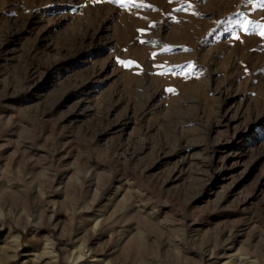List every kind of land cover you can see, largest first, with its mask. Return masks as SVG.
<instances>
[{
  "label": "rangeland",
  "instance_id": "obj_1",
  "mask_svg": "<svg viewBox=\"0 0 264 264\" xmlns=\"http://www.w3.org/2000/svg\"><path fill=\"white\" fill-rule=\"evenodd\" d=\"M0 264H264V0H0Z\"/></svg>",
  "mask_w": 264,
  "mask_h": 264
},
{
  "label": "snow or ice",
  "instance_id": "obj_2",
  "mask_svg": "<svg viewBox=\"0 0 264 264\" xmlns=\"http://www.w3.org/2000/svg\"><path fill=\"white\" fill-rule=\"evenodd\" d=\"M101 2H107V3H117V2H119L120 3V5L121 6H124L125 5V3H126V0H93V3H96V4H99V3H101ZM150 27H155V24H152V25H150ZM138 31L139 32H145L146 30H144V29H138ZM155 55V54H154ZM122 66H124V67H128L129 66V64H132V63H134V62H131V61H123V60H121V61H118ZM165 73L164 72H161V73H159V75H164ZM168 91H173L172 89H168Z\"/></svg>",
  "mask_w": 264,
  "mask_h": 264
}]
</instances>
